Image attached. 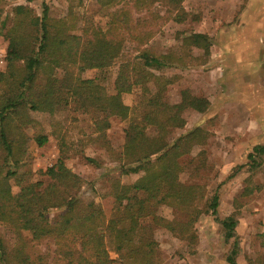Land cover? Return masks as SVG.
Listing matches in <instances>:
<instances>
[{
  "label": "trees",
  "instance_id": "obj_1",
  "mask_svg": "<svg viewBox=\"0 0 264 264\" xmlns=\"http://www.w3.org/2000/svg\"><path fill=\"white\" fill-rule=\"evenodd\" d=\"M182 1L96 0L101 8H113L108 13L107 27L103 30L84 20L80 34L74 32L78 17L72 8L66 16L54 18L44 0L39 15L27 5L14 6L9 27L0 17V34L8 42L6 68L0 72V224L14 234L12 246L0 235V264H159L152 225L195 240L193 225L199 211L194 205L204 197L205 189L201 184L179 179L184 170L179 159L193 146L204 144L210 134L198 125L176 137L172 132L184 127L185 110L204 112L209 101L182 89L180 101L170 103L164 92L172 80L153 71L182 65V58L173 53L155 54L147 46L153 27L162 19L152 11L153 4L162 3L169 14H174V21L183 22L187 13L181 7ZM119 4L121 7L114 8ZM144 10V15H134ZM126 38L137 53L120 61L114 93L107 94L102 85L83 78L82 73L113 64ZM211 42V36L198 32L181 39L182 46L201 49L205 58ZM134 87H139L141 93L136 114L121 99L122 93ZM71 103L77 109L99 114L93 120L98 138H104L110 117L128 120L119 164L108 168L105 175H141L128 184L117 177L108 178V214L101 203L81 196L84 180L67 167L62 147L56 161L43 171L45 180L21 184L18 168L26 157L28 141L32 139L42 146L49 134L56 135L55 128L47 133L32 113L53 115ZM28 128L33 130L32 135L27 133ZM253 150L254 154L248 156L254 161L255 154L264 152V145ZM192 175H198L197 168ZM11 178L20 185L15 193ZM162 205L173 208L181 218L160 216L157 211ZM208 206L216 212V193ZM51 212L55 215L49 219ZM146 218L151 224L143 223ZM221 223L226 239L234 237V217L228 216ZM22 232L29 233L31 242L50 243L52 257L33 251ZM110 251L116 254L115 259ZM236 253L235 241L226 257L228 264H236Z\"/></svg>",
  "mask_w": 264,
  "mask_h": 264
},
{
  "label": "rangeland",
  "instance_id": "obj_2",
  "mask_svg": "<svg viewBox=\"0 0 264 264\" xmlns=\"http://www.w3.org/2000/svg\"><path fill=\"white\" fill-rule=\"evenodd\" d=\"M44 1L49 8V15L54 18L66 16L69 8H72L73 13L78 17L77 27L74 30L77 34L81 33L84 20H89L103 30L106 29L108 13L113 9L101 8L96 0ZM41 2L42 0H2L0 17L5 19L9 27L12 23L14 6L27 5L39 15ZM217 5H222L218 8L221 11L233 9L236 13L233 21L226 22L224 19L221 28L211 37L215 42L221 39L220 42L225 40L226 43L233 36V42L237 45H233L231 50L238 47L240 49L233 54L234 56L226 54L227 52L223 55L225 61L223 70L227 71V76L232 71L231 67L238 66L242 70L243 73L237 78L234 77L236 81L232 84L236 85L234 87L242 95L237 98L242 100L245 108L232 109L228 106L220 109L219 106L217 108L212 106L206 117L204 114V118L195 120L199 121L195 125H200V121L210 117L205 126L201 125L204 129L210 128L207 130L210 135L204 144L193 146L188 154L180 157L184 170L179 175V179L188 184H201L205 189L204 197L194 205L199 211V216L193 225L196 237L194 241H189L172 235L163 227L152 225L153 237L157 241L156 256L159 264H228L226 257L235 241L236 264L264 262V152L255 154L254 161L248 156L250 153L254 154L255 146L264 145V0H183L181 7L187 13L183 22L174 21L172 18L174 14H169L162 3H154L152 11L162 15V19L153 27L154 33L147 46L155 54L173 53L181 56L182 65L153 71L172 80L166 86L164 95L170 103L179 102L182 89H189L192 93L190 88L192 69L194 73L201 74V68L204 72L215 68L213 63H207L208 57L193 56L192 48L182 46L181 39L198 30L197 24L202 18V13L207 10L213 11ZM119 7L121 4L114 8ZM145 13V10L136 11L134 15L141 16ZM240 14L243 16L242 19ZM240 22H242L241 26H239ZM232 25L234 28L230 30L229 27ZM199 30L202 28L199 27ZM125 41L119 58L113 64L104 69H87L82 73V77L94 79L104 87L107 94L114 93V80L120 61L137 53L133 43L127 38ZM7 43L5 37L0 34V72L6 68ZM225 45L227 44L220 43L219 46ZM250 47L253 48L252 52L256 50V53H251ZM185 71L189 73L187 77L183 76ZM256 89L257 93H255ZM121 99L131 108V113L136 114L141 100L139 87L122 93ZM236 110L243 111V115L229 114ZM32 115L41 122L47 133L55 128L56 135L49 134L48 142L42 146H37L32 139L28 141L26 157L18 168L21 184L45 180L43 171L56 161L59 148L62 147L66 150L67 167L84 180L81 196L87 201L94 200L101 203L108 214L111 207L108 198V178L117 177L122 183L128 184L141 175V173L120 175L118 172L105 175L108 168L119 164L118 156L122 150L124 128L128 120L116 116L110 117V126L105 130L104 138H98L93 128V120L99 114L93 110L77 109L73 103L55 111L53 115L40 112H34ZM184 118L185 124L187 120L193 121L194 117L189 109L184 111ZM247 119H256L261 123V128L251 134L252 138L246 139L240 134V131H243L241 126L240 129L235 128H238L236 120ZM184 128L174 129L172 137L185 132ZM27 133L32 135L33 130L28 128ZM89 158L94 162H89L87 160ZM194 168L198 171L196 177L192 175ZM10 183L12 192H17L20 188L17 181L11 178ZM215 193L218 196V206L216 212L212 213L208 205ZM157 212L169 220L181 218L167 205L160 206ZM54 215L55 212H51L49 219ZM228 216H233L236 220L235 236L230 239H226L221 223ZM142 221L151 224L150 218ZM0 235L8 245L12 246L14 234L6 225L0 224ZM22 235L27 241L30 240L29 233L22 232ZM31 244L33 251L41 252L49 259L52 257L53 246L50 243L42 240ZM110 257L115 259L116 254L110 251Z\"/></svg>",
  "mask_w": 264,
  "mask_h": 264
},
{
  "label": "crops",
  "instance_id": "obj_3",
  "mask_svg": "<svg viewBox=\"0 0 264 264\" xmlns=\"http://www.w3.org/2000/svg\"><path fill=\"white\" fill-rule=\"evenodd\" d=\"M221 6L222 5H217L213 11H208V10L204 11L202 13V18L199 24H197L198 30L194 32L204 33L209 36H213L215 32L221 28L224 19L226 20V22L233 21L234 16L236 15L235 11L233 9L231 11L226 9L225 11H221V9H218ZM240 16L242 19L243 16L241 14ZM241 25L242 22H240L239 26ZM199 27L202 28V30H199ZM229 28L230 30H232L234 26L232 25ZM220 41L221 39H219L218 42L217 41L215 42V39H213L211 42V46L209 48V56L207 59V63L209 64L213 63L215 65V68L209 71L206 70L205 72L204 69L201 68L200 69V71H202L201 74L194 73V69H192L193 73L191 72L190 75L191 84H192V87L190 88L192 89V94L195 96H202L206 98L209 101V105L204 112H197L195 110L189 109V112H191V115L192 117H194V119L192 122H189V120H187L184 126L185 127L184 130H189L194 126H196L195 124L199 123V121H195V120L197 118L199 119L206 117L212 106H215L216 108L219 106L220 109L228 106L232 109H236V108L241 109V107L245 108V104L242 103V100L237 98V96L242 97V95L235 88L236 85L232 84L234 81H236L234 77L237 78L239 74L243 73L242 70L238 66H235L234 68L231 67L232 71L230 72L229 76H227V71L223 70V68L225 67V61H223V55L226 52H227L226 54L233 55L235 52L239 51L240 49L238 47L231 50L233 45H237L234 44L233 42V36L226 43L225 40H222V42ZM220 43H224L227 45L219 46ZM252 50L253 48L250 49L251 53H256V50L253 52ZM192 55L195 57L198 56L202 58L203 52L201 49L192 47ZM188 74L189 73L185 71V73H183V76L187 77ZM257 92L258 90L256 89L255 93ZM243 113L244 112L241 110H236L234 113L230 112L229 114L232 116L235 115L241 116L243 115ZM204 114L206 115L204 116ZM209 118L202 120L203 122L200 121L201 123L198 126L201 125L205 126L208 123ZM237 121H238V128L235 129H240L239 126H241V130L243 131H240V134L244 135L246 139L248 137L252 138L251 134L255 133L257 130H260L261 128L260 126L261 123H259L256 119H247L246 121L236 120V122ZM239 121H241L240 124ZM231 129L233 130V127H231ZM206 130H210V128L208 127L206 128Z\"/></svg>",
  "mask_w": 264,
  "mask_h": 264
}]
</instances>
